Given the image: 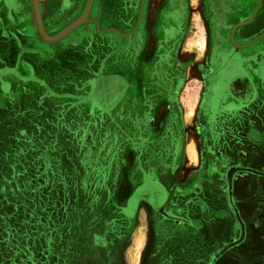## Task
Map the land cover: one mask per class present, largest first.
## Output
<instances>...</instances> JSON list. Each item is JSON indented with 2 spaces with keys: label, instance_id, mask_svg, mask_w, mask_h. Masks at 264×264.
Wrapping results in <instances>:
<instances>
[{
  "label": "rangeland",
  "instance_id": "1",
  "mask_svg": "<svg viewBox=\"0 0 264 264\" xmlns=\"http://www.w3.org/2000/svg\"><path fill=\"white\" fill-rule=\"evenodd\" d=\"M58 1L39 0L43 22L45 17L53 29L51 36L79 19L89 2L66 0L68 9L60 11L58 5L51 4ZM96 3L91 6L88 20L56 43L38 36L32 0H27L25 10H21L22 18L27 20L20 25L28 34L35 32L46 46L60 44L66 50V55L51 62L57 70L58 61L67 66L69 70L63 77L52 78L51 73L47 77L44 71H37V64L33 69L8 67L7 53L0 54V66L8 69L1 73L6 67H0V264H127L124 245L132 231L128 264H141V246L148 234L132 224L129 202L139 198L134 196L145 176L158 180L166 168L174 171V141L181 139L179 132L165 130L163 112L156 109L160 105L161 109L176 107L188 114L190 97L202 96V84L199 72L188 69L183 79L187 83L179 91L175 76L180 72L159 65L158 53L154 52L148 66L143 59L135 70H148L149 79L128 96V84L121 78H109L104 68L112 59H120V53L131 62L130 36L140 31V20L132 30L126 15L113 22L100 21L101 16L94 15ZM125 9L127 6L122 5L123 12ZM77 34L80 37H75ZM103 37L106 47L98 42ZM4 39L8 38L0 36V49L9 50L4 48ZM200 40L198 37L196 42ZM72 43L84 46H71ZM36 47L45 53L44 47ZM98 48L100 53H96ZM83 50L92 55L93 66H101V70L94 66L95 73L90 76L85 67L89 57ZM188 54L187 50L180 52V62ZM196 55L203 60L206 53L198 50ZM103 79L109 81L108 85L103 84ZM158 93L164 94L160 100ZM165 141H173L174 147L164 148ZM159 153H170L172 160L166 162L172 163L160 164ZM251 164L257 169V153ZM220 167L216 169L221 171L222 180L225 165ZM245 169L257 173L253 167ZM239 178L240 191L236 189L234 197L249 223L247 240L230 248L219 264H257V255H264V241L260 239L264 229L257 230V218H264V190L257 186V176L243 174ZM173 181H164L170 187V205L175 204L180 192L173 187ZM192 186L195 183L189 182L186 190ZM174 206V210L178 209V204ZM257 206L262 210L261 217L257 216ZM227 212L226 208L223 215L215 217L222 236L230 230ZM234 226L231 224L230 240L236 238Z\"/></svg>",
  "mask_w": 264,
  "mask_h": 264
},
{
  "label": "flooded vegetation",
  "instance_id": "2",
  "mask_svg": "<svg viewBox=\"0 0 264 264\" xmlns=\"http://www.w3.org/2000/svg\"><path fill=\"white\" fill-rule=\"evenodd\" d=\"M26 2L27 0H0V17L2 13H5L10 18H15V22L20 24L25 22L27 19L22 18L21 10H25ZM67 2L59 0L51 4L58 5V10L65 11L68 9ZM93 2V4L96 3L94 15L98 18L101 16L100 2L99 0H93ZM128 2L127 18L131 22L130 29L132 30L140 20L138 26L140 31L136 30L130 36V60L134 68H140L143 59L147 60V63H144L148 66V60L154 52H157L159 65L164 68L169 66L177 68L180 72L175 76V84H180L179 91L183 88L181 86L185 85L186 81L183 79L188 69L194 68L199 72L202 96L200 98L196 96V100L201 146L205 147L207 144L215 146L217 153L222 152L223 147H226L225 151H228L229 147L230 160H232L231 156L237 155L238 144L252 145V142L239 137L241 133L237 131L239 123L243 122L246 127L252 126L254 119L248 120L249 116L259 118L264 114V99H262L264 95V0H128ZM151 3L157 5H151L148 12ZM40 10L43 15L41 3ZM46 22L44 17L46 31L54 35L51 33L53 30L51 24ZM3 27L2 34L4 31L9 30V32L2 36L9 39L14 38L18 32L22 33L19 29L16 32L14 29H8L5 27V22ZM23 27L25 28L24 25ZM24 31L26 32V29ZM198 37H201L199 44L196 42ZM38 40L41 42L39 38ZM5 41L4 48L13 47L12 41L8 39ZM41 46L47 48L43 43ZM186 50L189 54L183 62H180L178 54ZM198 50L205 51V59L198 60L196 55ZM6 71H8L7 67L1 73ZM9 71L14 72V70ZM146 72L148 73V70ZM162 96L164 94L158 93L157 98L160 100ZM216 134H220L218 139L215 137ZM174 142L177 145V141ZM246 167L256 169L252 164L248 166L231 163L223 170L228 192L227 223L230 224V235L231 224H236L233 229L236 238L230 240L229 248L239 246L248 234L247 224L249 223L234 197L235 190L241 186L238 185L240 180L238 177L235 179L236 176L240 173H252L247 171ZM136 196L139 198L144 196L145 200L158 207L163 214L166 212L168 215L172 214L162 207L168 195L157 179L145 176L144 183L136 190L134 197ZM231 214L234 217L233 221H231ZM177 217L180 216L172 218L178 219Z\"/></svg>",
  "mask_w": 264,
  "mask_h": 264
},
{
  "label": "crops",
  "instance_id": "3",
  "mask_svg": "<svg viewBox=\"0 0 264 264\" xmlns=\"http://www.w3.org/2000/svg\"><path fill=\"white\" fill-rule=\"evenodd\" d=\"M100 2L102 14L100 21L110 20L113 22L117 21L121 15H126V17L129 15L127 9L124 12L122 11V5L127 6L128 0H101ZM153 3L149 4L148 12H150L151 5H157ZM142 7L144 8V6ZM156 17L154 18L155 20ZM4 22L5 27L8 29H14L15 32L18 31L17 29L22 31V33L18 32L12 39L8 38V41H12L13 47L10 48L9 46L10 49H6L5 51L0 49V54L7 53L5 58L9 62L7 64L8 67L14 68L20 65V68L33 69V65L37 64V71H40V73L44 71L47 77L51 73L53 74L52 78L63 77L66 70H69L66 65L62 66L60 61H58L59 70L51 67V62L57 60L58 57L60 58L62 54H67L66 50L60 47V44L48 45L45 48V53H43V51H40L36 47H42V43L38 40L36 33L28 34V31L26 30L25 32V28L19 22H15V18H10L5 13H2L0 17V23H3L0 25V36H2L1 30L4 28ZM75 37H80V34H77ZM105 38L108 39L107 36ZM106 39L103 37V40L98 41L102 47H106ZM116 39H119L118 36H116ZM120 42L122 44L121 40ZM25 44L27 45L25 46ZM81 45V43L71 44V46L75 47ZM98 50L96 53L101 52V48H98ZM83 51L89 57L85 66L89 76L91 73H95L94 66L98 70H101V66H98L97 63L94 66L92 65L90 61L92 55L85 50ZM119 55H121V58L112 59L109 64L105 65L104 71H107L109 78H121V82L128 84L129 90L126 94L129 96V93L135 92L137 86L142 84L143 80L149 79L148 73L143 68L141 71L136 72L139 67L134 68L127 58L125 60L122 58V53L117 54V56ZM53 69H56V72H50ZM61 70V74L58 75V72ZM111 81L113 83L114 80ZM108 83L109 81L103 82L104 85H108ZM58 86H60L59 83ZM262 99H264V95ZM190 103L191 106L188 114L182 108L176 107L172 108L173 110L166 106L164 109H161L162 105H160L156 109L158 112H163L161 117L167 123L165 130L170 129V131L179 132L181 139L177 141L173 157L170 156V153H165V156L159 153L157 156V161L163 166H169L172 163L166 162L171 157L174 161V171H171L168 167L165 173L159 175L158 178V182L165 188L168 195L162 207L172 214L168 215L166 214L167 212L163 214L158 210V207L153 206V204L145 200L144 196H141L137 200L132 199L129 202L131 203L130 210L133 211L132 224L136 225L135 228H138V230L141 229L148 234L147 240L141 246V260L143 261L142 263L140 260L141 264H219V260L227 256V252L230 249V233L222 236L220 234L222 229L219 226V220L215 218L223 215L226 208L228 210L226 213L227 221L229 218L228 192L223 172L221 173L223 174V178L219 180L221 172L219 171L221 169L220 164L225 165V167H228L231 163L249 166L257 153V173H240L235 179L238 177L239 180H242L239 177L243 174L257 176V186H261L264 190V114L259 118L257 116H249L248 120L254 119L251 127H246V124L243 125V122L239 123L237 131L241 133L239 137L252 142V145L238 144L237 155L231 156L232 160H230L231 150L229 147L228 151H225L226 147H223L222 152L217 153L215 146L210 144H207L205 147L201 146L198 139L200 122L196 97H192L191 95ZM183 133L185 137H182ZM171 142L173 143V141H165L164 148H173L174 146L171 145ZM201 149L202 151H200ZM166 180H174L173 187L177 189L176 191H180L175 200V204H178V209L176 210H174L176 208L175 204H169L170 196L168 191L170 187L164 182ZM189 182L190 185L195 183V187L192 186V188L186 190ZM240 183L238 182V185ZM237 190L240 191V188L238 187ZM261 213L262 210L257 206V216H260ZM177 215L180 216L177 217L178 219L172 218ZM215 221L217 224H213ZM259 229H264V218H257V230ZM213 232L215 233V239H213ZM133 234L134 231L128 237L129 242L124 245L126 246L124 260L127 264L129 263V259L126 255L132 246ZM260 235V239L264 241V234L261 233ZM246 240L247 236L240 243L244 244ZM234 263L237 262L234 261ZM257 264H264L263 254L257 255Z\"/></svg>",
  "mask_w": 264,
  "mask_h": 264
},
{
  "label": "water",
  "instance_id": "4",
  "mask_svg": "<svg viewBox=\"0 0 264 264\" xmlns=\"http://www.w3.org/2000/svg\"><path fill=\"white\" fill-rule=\"evenodd\" d=\"M92 4H93V0H89L84 14L79 19H77L75 22H73L71 25H69L65 30H63L59 34L55 36H51L47 33L45 29L43 17L40 10L39 0H32L33 13H34V19L36 23V30L38 36L48 43H56L60 41L61 39L65 38L67 35L72 33L74 30H76L79 26H81L84 22L88 20L87 16L91 10Z\"/></svg>",
  "mask_w": 264,
  "mask_h": 264
}]
</instances>
